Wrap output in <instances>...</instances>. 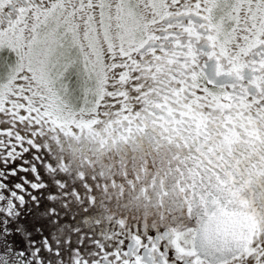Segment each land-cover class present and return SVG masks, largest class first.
I'll list each match as a JSON object with an SVG mask.
<instances>
[{
	"label": "snow or ice",
	"instance_id": "obj_1",
	"mask_svg": "<svg viewBox=\"0 0 264 264\" xmlns=\"http://www.w3.org/2000/svg\"><path fill=\"white\" fill-rule=\"evenodd\" d=\"M0 264H264V0H0Z\"/></svg>",
	"mask_w": 264,
	"mask_h": 264
}]
</instances>
